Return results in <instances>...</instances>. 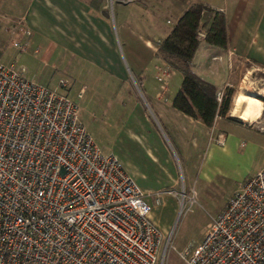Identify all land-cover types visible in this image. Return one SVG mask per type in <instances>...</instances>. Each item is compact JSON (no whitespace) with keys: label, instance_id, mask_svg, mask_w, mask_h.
<instances>
[{"label":"built area","instance_id":"built-area-1","mask_svg":"<svg viewBox=\"0 0 264 264\" xmlns=\"http://www.w3.org/2000/svg\"><path fill=\"white\" fill-rule=\"evenodd\" d=\"M9 21L7 44L38 53L24 16ZM173 69L165 60L155 65L161 87ZM78 109L76 98L0 55V264H162L169 244L150 217L160 194L153 204L146 200L118 157L100 149ZM178 253L185 264H264V168Z\"/></svg>","mask_w":264,"mask_h":264},{"label":"crops","instance_id":"crops-1","mask_svg":"<svg viewBox=\"0 0 264 264\" xmlns=\"http://www.w3.org/2000/svg\"><path fill=\"white\" fill-rule=\"evenodd\" d=\"M91 2L0 0V13L7 18L1 6L11 7L10 15L24 16L33 40L49 48V53L58 49L69 61L76 57L88 70L94 67L92 77L104 73L118 80V103H124L119 115L123 135L114 153L148 202L153 204L152 195L160 192V202L169 198L175 206L171 191L180 182L175 157L184 179L181 184L194 195L199 187L217 185L231 175L239 187L264 168L260 127L264 125V99L260 98L264 97V0H115L109 10L104 0L98 7ZM193 2L216 8L225 17L226 47L219 53L201 45L193 60L201 77L218 88L233 89L228 111L216 115L212 125L173 105L182 81L179 71L165 78L163 87L155 77V65L164 61L156 56L158 42ZM9 25L6 22V32ZM234 67L243 70L238 78ZM128 77L139 80L142 96L125 87ZM240 91L260 100L259 112L252 118L233 113ZM156 207L153 204L150 217L163 231L165 221Z\"/></svg>","mask_w":264,"mask_h":264},{"label":"rangeland","instance_id":"rangeland-1","mask_svg":"<svg viewBox=\"0 0 264 264\" xmlns=\"http://www.w3.org/2000/svg\"><path fill=\"white\" fill-rule=\"evenodd\" d=\"M104 1L107 4V9H111L110 0ZM8 8L11 7L1 6L2 12H6L10 17L7 16L6 18L4 17L6 15L0 13V16L4 17V19L0 18V54L2 61L5 64L14 62L16 65H22L27 77L66 92L68 96L76 98L79 106L78 116L87 131L103 152L115 154L114 151L121 146L120 135H123L119 115L121 113L120 110H122L120 106L124 103H118V80L104 73H96L92 77L91 74L95 69L94 67H92V70L90 69L91 71L88 70V65L84 62L83 64L76 57H71L69 61V57L66 58L65 54H61L58 49L49 53L50 49H46L42 45L40 51L34 54L31 47L29 50L22 52L8 45L7 40L9 37L6 30H4V26L6 22H10L9 19L16 18L12 14L10 15L9 12L11 11ZM13 9L15 10L16 8ZM33 41L34 44H37L35 40ZM72 59L74 60L72 61ZM174 70L176 69H173L166 76V79ZM235 72L238 78L242 75L243 70L237 68ZM64 78L69 80L67 87L59 84V80ZM127 81L129 85L125 83V87L128 86L135 89L138 94H142L140 87L133 79L128 77ZM81 87H84L81 96L77 97V92ZM126 99L128 97H125ZM175 162L180 182L177 188L172 189L171 193L176 197L177 202L175 206H172L169 198H163V201L156 207L158 216L162 222L165 221L164 230L161 231L164 241L169 244L162 264H185L178 253L179 250L189 242L195 243L202 238L206 228L225 205L227 197L238 188V184L234 180L235 176L231 175L217 183V185L199 187L194 199L190 201L188 198L193 193L181 184L184 179L176 157ZM157 193L160 194V192ZM157 193L154 192L153 198L156 197ZM182 194L184 197H182ZM168 216L169 218H167ZM157 264H160V262L158 261Z\"/></svg>","mask_w":264,"mask_h":264},{"label":"trees","instance_id":"trees-1","mask_svg":"<svg viewBox=\"0 0 264 264\" xmlns=\"http://www.w3.org/2000/svg\"><path fill=\"white\" fill-rule=\"evenodd\" d=\"M101 0H92L98 7ZM202 33V34H200ZM201 45L216 52L226 47V24L222 11L202 2H193L164 38L158 42L156 56H160L182 75L181 84L173 97V105L180 111L212 125L216 115H224L231 103L233 89L225 87L218 100L219 88L201 77L193 68V60ZM140 87V82L135 79ZM264 99V97H260Z\"/></svg>","mask_w":264,"mask_h":264},{"label":"bare ground","instance_id":"bare-ground-1","mask_svg":"<svg viewBox=\"0 0 264 264\" xmlns=\"http://www.w3.org/2000/svg\"><path fill=\"white\" fill-rule=\"evenodd\" d=\"M260 109V100L248 94L245 91H240L235 97L233 113L244 119H249L258 114Z\"/></svg>","mask_w":264,"mask_h":264}]
</instances>
